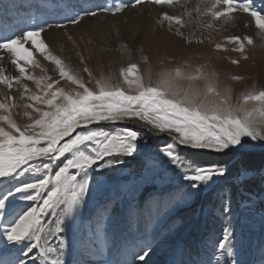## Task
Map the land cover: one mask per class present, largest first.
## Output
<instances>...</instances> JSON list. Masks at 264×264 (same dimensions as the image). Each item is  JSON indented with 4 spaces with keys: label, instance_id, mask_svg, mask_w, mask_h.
Instances as JSON below:
<instances>
[{
    "label": "snow or ice",
    "instance_id": "1",
    "mask_svg": "<svg viewBox=\"0 0 264 264\" xmlns=\"http://www.w3.org/2000/svg\"><path fill=\"white\" fill-rule=\"evenodd\" d=\"M33 7L36 11L23 27L0 34V249L12 254L0 264H72L65 258L73 248L70 237L79 233L80 241L92 243L111 221L107 201L94 213V228L85 217L93 185L132 161L147 167V175H128L144 185L141 197L158 203L157 215L163 218L228 175L226 164L201 162V154L225 156L256 148L264 153V84L253 81L237 90L228 81L250 78H222L211 55L188 53L194 43L207 41L213 52L239 54L218 59L233 65L249 59L248 47L264 48V0H105L65 5L56 15L42 10L47 5ZM129 12L141 19L147 15L153 32L174 37L185 52L181 59L146 54L139 30L134 32L138 60L133 61L132 48L124 42L119 50L126 61L118 68L105 71L101 64L94 71L80 53L84 67L77 70L53 52L47 37L53 30L78 48L69 26ZM113 27L119 37V28ZM249 28L255 29L259 45L244 31ZM85 36L90 56L87 28L80 39ZM41 58L53 66V75ZM9 62L13 72L7 70ZM149 138L158 143L149 147ZM145 157L152 163L146 164ZM252 175L241 169L234 178L243 182ZM22 202L31 203L17 211ZM221 212L226 223L206 264H241L230 197L222 200ZM151 250L150 240L142 239L133 259L148 264Z\"/></svg>",
    "mask_w": 264,
    "mask_h": 264
},
{
    "label": "rangeland",
    "instance_id": "2",
    "mask_svg": "<svg viewBox=\"0 0 264 264\" xmlns=\"http://www.w3.org/2000/svg\"><path fill=\"white\" fill-rule=\"evenodd\" d=\"M103 2L105 0H0V34H8L18 27H23L36 11L33 7L35 4L47 5L48 7L42 10L56 15L65 5L88 6ZM49 22L55 21L49 20ZM231 47L232 45H229V49ZM202 49H198L195 53L197 55L207 53L212 56V61L218 56L232 58L239 56L232 51L213 52L211 46L207 49L208 52L204 47ZM253 49L252 47L247 49L249 59L241 60L240 64L233 65L234 67L231 66L236 70L232 74L225 71L227 68L225 62L229 60L217 58L224 69L220 70L222 78L225 75H242L250 78L243 82L228 81L237 90L253 81L264 84V56L255 57ZM145 53L153 58L157 56L156 53L153 54V51L146 50ZM184 53L182 50V55ZM103 62L105 71L121 65L114 63L116 62L114 57L107 56ZM44 63L53 68L48 61ZM87 64L94 71L98 72L100 69L91 59L87 60ZM144 67L141 65V69ZM35 73L40 75V70L36 69ZM51 73L48 69V74L51 75ZM14 92L12 94L16 95ZM156 143H158L156 140L149 138V147ZM262 154L264 153H261L258 148L228 153L225 156L201 154L198 157L201 162L219 161L226 164L229 168L228 175L217 180L208 190L202 189L201 194L190 205L180 206L172 214L163 218L157 215L160 209L158 203L141 197L140 192L144 190V185L137 184L128 175L129 171L143 172L147 175V167L142 169L137 161L130 162L124 170H117L102 183L93 185L88 209L84 215L91 218L94 228L96 220L94 213L101 210L100 206L104 202H109L111 221L107 225V231L102 232L99 239H95L92 243L87 240L80 241L79 233L71 236L73 248L70 253L66 252L65 258L72 264L78 260H86L89 264H101L102 261H108L110 264H129V262L141 264L138 259L133 258L138 251L139 241L148 239L152 249L148 264H206L212 257L214 245L226 223L221 212L222 200L230 197L231 223L235 229L237 259L241 264H262L264 261V181L261 180V172L264 171V161L259 164L249 161L254 156ZM143 159L146 164L152 163L147 157ZM241 169L249 170L253 173L252 177L243 182H237L234 177ZM30 203H19L17 211L26 208ZM113 208L116 209L115 213H111ZM88 224L89 220L86 219L85 229ZM98 248H101V253L97 251ZM127 250L130 251L131 257L126 256ZM0 259L11 260L12 254L0 249Z\"/></svg>",
    "mask_w": 264,
    "mask_h": 264
},
{
    "label": "bare ground",
    "instance_id": "3",
    "mask_svg": "<svg viewBox=\"0 0 264 264\" xmlns=\"http://www.w3.org/2000/svg\"><path fill=\"white\" fill-rule=\"evenodd\" d=\"M153 14H155V10H153ZM127 19L128 23L124 24L123 20ZM150 17L147 15L141 19L138 15L134 16L132 13H126L125 17H116V18H107L103 19L101 21H94L90 19H85L83 25H81L79 28L69 26V31L75 36L77 43L79 47H75L70 41H67L66 37L64 35L56 30H53L52 32L47 34L48 40L51 41V47L54 53L56 54H63L68 62L71 64V66L74 69L80 70L82 69V64L80 63V60L78 58V55L80 53H83L85 58L89 61L90 59L95 63L98 68H100L101 64H104L103 60L105 57H114L117 64L125 63L126 56L121 53L120 46L122 43L126 42L131 48H132V58L133 61L138 59V54L136 52V48L139 46L135 40H134V32L136 30H139L140 32V39L139 43L143 45L144 50L153 51L156 55H164L170 53L171 55H175L177 60L181 59L182 55V48L177 46V41L174 37L166 35L163 31L157 30L156 32L152 31L151 24L149 23ZM113 25L116 26V28H119L121 35L118 37L117 32ZM85 28L88 29V31L91 34L92 44L89 46L91 49V55L89 56L88 49L85 46V43L88 39L87 36L84 37V40L80 39L81 33L85 30ZM230 31H237L238 29L236 27L229 26ZM246 34L252 35L253 38L256 41V44L259 45L261 41L258 37H256L255 29L249 28L244 30ZM217 39L222 38V33H215L214 34ZM104 42V50H101V42ZM205 41L203 45L193 44L192 48L188 50V53L196 52L198 49L202 47L207 49L210 47ZM64 48L63 53H61V48ZM111 47L113 51H107V48ZM101 50V51H100ZM208 52V51H207ZM253 55L255 57H263L264 56V48L256 47L252 50ZM152 52H150L151 54ZM148 54V53H147ZM185 54V53H184ZM38 55V54H36ZM225 61V60H224ZM46 61H43L41 58V63L43 64ZM193 62L199 63L203 62L200 60H195ZM214 65H216L220 70L222 68V64L217 60V58H214L212 61ZM113 63V62H110ZM223 63V61H222ZM227 68L225 71L235 73L236 70H234L233 64L230 62H225ZM44 67L52 72V68L45 65ZM89 65V64H88ZM225 66V65H224ZM232 66V67H231ZM7 70L9 72H13L14 69L11 66L10 62L6 64ZM100 70V69H99ZM224 70V69H223ZM235 71V72H234ZM54 73L52 72L51 75ZM0 91H4L3 86H0ZM16 95L17 93L14 92ZM1 98V97H0ZM100 253L101 248H98ZM127 257H131L130 251L127 250ZM126 257V258H127Z\"/></svg>",
    "mask_w": 264,
    "mask_h": 264
},
{
    "label": "trees",
    "instance_id": "4",
    "mask_svg": "<svg viewBox=\"0 0 264 264\" xmlns=\"http://www.w3.org/2000/svg\"><path fill=\"white\" fill-rule=\"evenodd\" d=\"M210 159H212V158H210ZM228 159H230V158H228ZM249 161H251L250 163H261L262 161H264V154H262V155H259V156H254V158L252 159L251 158V160H249ZM220 163H223V162H220Z\"/></svg>",
    "mask_w": 264,
    "mask_h": 264
}]
</instances>
